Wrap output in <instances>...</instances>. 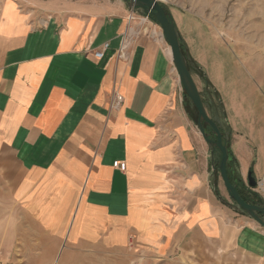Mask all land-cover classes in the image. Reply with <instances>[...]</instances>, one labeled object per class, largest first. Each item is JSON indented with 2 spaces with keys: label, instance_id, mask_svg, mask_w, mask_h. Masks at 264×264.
Here are the masks:
<instances>
[{
  "label": "crops",
  "instance_id": "0c3cea01",
  "mask_svg": "<svg viewBox=\"0 0 264 264\" xmlns=\"http://www.w3.org/2000/svg\"><path fill=\"white\" fill-rule=\"evenodd\" d=\"M58 1L0 0L9 257L16 264H224L236 254L264 264V227L237 208L215 169L218 155L181 89L160 25L142 24L147 13L122 0ZM158 1L222 96L231 179L239 188L250 173L264 180V80L252 64L240 66L239 52L212 55L216 38L193 13L264 5ZM114 93L123 97L117 108ZM251 189L264 203V192Z\"/></svg>",
  "mask_w": 264,
  "mask_h": 264
},
{
  "label": "rangeland",
  "instance_id": "374dc122",
  "mask_svg": "<svg viewBox=\"0 0 264 264\" xmlns=\"http://www.w3.org/2000/svg\"><path fill=\"white\" fill-rule=\"evenodd\" d=\"M80 1L92 2L93 0H59L58 2L62 4H67L70 2ZM244 1H246L247 3L255 4L256 7L264 5V0ZM160 3L162 4V2ZM193 13L199 14V17H201L200 21L205 25V28L209 30V34H213L216 38V47L214 48V50H211L212 55H217L218 53H221V51L239 52L240 59L237 61L239 62L240 66H247L252 64L257 70V77H259L261 80H264V10L256 9L255 11H251L239 9L237 11L232 10V8L228 6L226 10L222 11H197ZM143 23H145L144 20H142V24ZM183 41V52L187 57L189 69L194 75L195 81L199 87L203 101L205 103L207 112L219 124L223 134V141L227 145L228 151L230 153L231 132L227 124L224 122L225 108L223 106L222 96L220 95L216 86L210 79V76L208 74L209 72L206 71L207 67L205 66V64L200 63L198 60L193 58L190 52V47L184 39ZM208 42L211 41L209 40ZM202 43L204 46L203 41ZM199 56L202 59H206V57L208 56L207 48L203 47V51L199 52ZM180 86L181 89L184 90L181 83ZM193 108H195L194 105ZM195 112L196 114H198L197 110ZM206 131L211 139L217 138L216 134L209 125L206 127ZM211 146L218 155V160L215 162V164L218 166L221 161V152L217 147L213 145ZM235 184L239 188V185L236 182ZM8 186L9 183L7 179H5V181L0 180V252L2 253L1 256L4 261L9 260L13 262L15 260H13L12 257H9L11 251L7 248V232L9 227L8 216L10 212ZM239 189L249 201H255V196L258 197L257 192L253 191L251 187H249V185L246 187L244 185L242 186V188ZM235 262H237V264H244L243 259H241L236 254H229L224 256V264H233Z\"/></svg>",
  "mask_w": 264,
  "mask_h": 264
},
{
  "label": "water",
  "instance_id": "95a60500",
  "mask_svg": "<svg viewBox=\"0 0 264 264\" xmlns=\"http://www.w3.org/2000/svg\"><path fill=\"white\" fill-rule=\"evenodd\" d=\"M133 10H141L143 13L150 14L159 23L163 30L164 37L171 47L172 58L178 71L180 82L185 90V96L190 99L198 112V125L203 136L210 145H213L221 152V161L219 165H215V169L219 170L225 187L236 204L237 208L255 219L262 227H264V203L246 200L240 189L231 181L228 171L229 151L227 145L223 141V134L219 124L208 114L205 103L203 101L199 87L195 81L194 75L189 69L188 60L185 56L181 43L180 35L177 31L175 22L169 17L167 9L158 0H124ZM210 126L216 134V139L208 136L206 127ZM249 185L253 188L257 187L258 181L252 175L248 176Z\"/></svg>",
  "mask_w": 264,
  "mask_h": 264
},
{
  "label": "built area",
  "instance_id": "2783aa9c",
  "mask_svg": "<svg viewBox=\"0 0 264 264\" xmlns=\"http://www.w3.org/2000/svg\"><path fill=\"white\" fill-rule=\"evenodd\" d=\"M136 18H137L136 13L132 11L130 13V15L128 16V22L129 23L130 22H133V21L136 20ZM143 19H146V21H148V20L151 19V15L150 14H147L146 16L143 17ZM125 36H126V39H125V43L123 45V51L128 46L129 33H126ZM95 56H96V58H99V59L102 58L103 57V50H99V51L95 52ZM122 101H123L122 95H120L119 93H114V98H113L112 103H111V108H117V107H119L120 104L122 103ZM114 166L117 167V168H119L122 171H125L126 170V167H127V164L124 161H116L114 163ZM257 187H259L264 192V180H261L260 182H258ZM255 188H253V189H255ZM1 254L2 253L0 252V264H16V263L11 262L9 260L4 261L2 259Z\"/></svg>",
  "mask_w": 264,
  "mask_h": 264
},
{
  "label": "trees",
  "instance_id": "16d2710c",
  "mask_svg": "<svg viewBox=\"0 0 264 264\" xmlns=\"http://www.w3.org/2000/svg\"><path fill=\"white\" fill-rule=\"evenodd\" d=\"M168 15H169V17L173 20V18H172V15L170 14V12L168 11ZM152 19L154 20V21H156V19L154 18V17H152ZM157 22V21H156ZM180 43H181V46L183 47L184 46V41H183V39L181 38L180 39ZM183 49V48H182ZM229 166H230V164L228 163V171H229ZM229 176H230V174H229ZM231 178V177H230ZM231 181H232V179H231ZM233 182V181H232ZM241 193V195L246 199V200H248L243 194H242V192H240Z\"/></svg>",
  "mask_w": 264,
  "mask_h": 264
},
{
  "label": "bare ground",
  "instance_id": "6f19581e",
  "mask_svg": "<svg viewBox=\"0 0 264 264\" xmlns=\"http://www.w3.org/2000/svg\"><path fill=\"white\" fill-rule=\"evenodd\" d=\"M144 21H146V19H143ZM129 44H130V42H129ZM124 53V52H123ZM125 54V53H124ZM170 54H171V49H170Z\"/></svg>",
  "mask_w": 264,
  "mask_h": 264
}]
</instances>
